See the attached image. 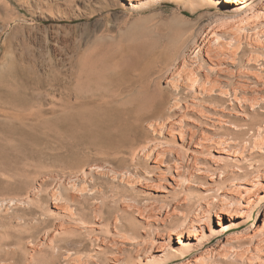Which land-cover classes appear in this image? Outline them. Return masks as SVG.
<instances>
[{"label": "bare ground", "instance_id": "1", "mask_svg": "<svg viewBox=\"0 0 264 264\" xmlns=\"http://www.w3.org/2000/svg\"><path fill=\"white\" fill-rule=\"evenodd\" d=\"M30 1L22 4L29 19L8 13L6 3L0 8V141L24 142L21 135L45 126L49 115L59 121L81 112L91 121L105 110L102 128L120 134L105 152L132 169L82 164L65 175L26 156L14 159L0 170V264H264V208L261 225L240 231L264 203L257 181L264 170L249 164L252 152L264 155V118L257 120L264 113V0H201L234 25L204 32L189 52L174 55L171 69L162 54L142 69L106 68L99 49L79 48L61 63L64 71L33 47L34 15L47 19ZM156 1L120 3L137 11ZM156 80L170 96L153 90ZM97 85L104 88L91 92V108L65 97ZM47 86L60 98L48 99ZM227 129L235 141L211 137ZM242 135L254 151H245ZM156 192L167 207L150 205Z\"/></svg>", "mask_w": 264, "mask_h": 264}, {"label": "rangeland", "instance_id": "2", "mask_svg": "<svg viewBox=\"0 0 264 264\" xmlns=\"http://www.w3.org/2000/svg\"><path fill=\"white\" fill-rule=\"evenodd\" d=\"M26 1L30 0H0V8L2 12H4L5 8L3 3H6L9 9V11H7L8 13H19L25 15V17L29 19L31 17L28 15V11L25 10L27 8L22 5ZM32 1L33 4L36 3V5H40L44 9L42 10L46 13L44 16L47 19V21H43L34 15L39 31L37 30L38 42H36L33 47L36 48V51L39 48L40 50H38L41 51L42 58L46 57L45 60H51L61 71H64L63 64L61 65V63H64V61L66 63L79 48L81 51L88 49L90 52L92 49H99L106 60V63H104V67L108 66L106 68L113 67L117 64L118 66H122H115V69L124 67V69L128 70L134 67V65L136 68L142 69V67L148 64L149 59H152L158 54H162L165 69H171L174 66L172 65L174 64V55L176 57L180 56L179 54L182 55V52L183 54L189 52V50L193 48V45H196L195 43H197V41L201 38L203 39L206 32L214 29L224 31L234 25L232 24L234 23L233 21H226L228 15L222 10L211 7L207 3H202L201 0H190L187 1V3H185L186 1L179 0H159L154 2V4L151 3L148 5L149 7L147 6L137 11L123 7L120 3L121 0H31L29 3H32ZM194 6L195 8H193ZM71 14H73V16ZM75 16H77V19L73 18ZM39 37H41L42 41H40ZM38 43H40L39 45L41 46H37ZM63 58L66 59L64 60ZM182 69L183 68L178 72V77L185 75L186 70ZM152 84L154 85L151 86L153 90L155 89V91L158 90L160 92L163 90L164 92L162 91V93L165 98L170 96V92L165 91L163 88V81L156 80ZM71 87H73V85ZM77 87L78 86H76L75 89L71 88V92L65 96L71 98L69 99L71 102H78L79 100L81 106H76L77 111H83L84 109L81 110V108L84 107L85 109L91 108L92 104L87 103L90 99L91 92L97 94L99 93L98 88H101V90L104 88L98 85L90 88L88 86H82L81 88L80 86L79 89H81L79 90ZM76 89L79 93L78 91L77 93L74 91ZM41 91H43L44 95H47L48 99L57 100L60 98L56 87L47 86L46 91L44 89ZM78 94L82 96L80 97ZM43 98L45 99L46 97L43 96ZM77 98L78 100H76ZM79 106L81 107L80 109ZM103 111L105 110H96V113H93L95 116L92 117L91 121L87 118L90 116H86V113L82 114L81 112L78 113V115H74V117H71V114H67L63 117L64 119H60L59 121L49 115L50 119L45 126L37 127L21 135V137L25 139L24 142L10 146L0 141V170L2 172L8 171L11 165L13 166L18 163L17 161L23 156H26V158L31 159L34 163L38 161V163H36L37 165L50 168V170L53 172L55 171L57 174L66 175L70 170L72 171L74 167L81 166L82 164L97 163L104 164L108 169L113 171L128 172L132 169L128 162H124V160L120 161L121 159L115 160L110 154L112 152H105L109 146L108 142L116 141L120 134L114 130H110L107 134L104 128H102V124L106 121V115ZM262 114L263 115L260 113L257 120L264 118V113ZM82 115H84V117H82ZM102 117L104 118L101 119ZM85 118H87L89 122L87 119L85 121ZM93 124H97V126L95 125L96 127H93ZM5 131L6 130L0 126V134ZM233 136L236 139L234 131H232V129H227V131H221L219 134H216V136L212 135L211 137L214 139L226 140L228 142L235 141ZM239 137L246 152L254 151L251 148L252 138L249 140L250 137L247 135ZM247 145L250 147L247 148ZM251 157H253V159L251 160L250 158L249 164L252 166L254 165V167L257 166L258 169L263 171L264 155L252 152ZM14 159L16 163H14ZM62 170L66 173H63ZM257 181L260 184L258 189H261V187L264 186V182H262L263 179ZM142 187H145V185L142 184ZM200 188L206 189V186L199 185L195 190H200ZM163 195V192L154 193V195H152L153 197H150V200H148L151 203L150 205H156L157 209H160L161 206L162 208H165V206L167 207L169 201L164 200ZM143 198L142 196L141 199ZM263 208L264 203L256 209L252 219H250L240 231L249 229L252 226L261 225ZM172 222L174 225L177 223L173 220L170 223L171 225H173ZM212 222L214 225L217 224V220L213 215ZM215 243L216 240L211 241L206 245V249L210 248V246ZM185 260L186 259L175 261L169 264H181L185 262Z\"/></svg>", "mask_w": 264, "mask_h": 264}]
</instances>
